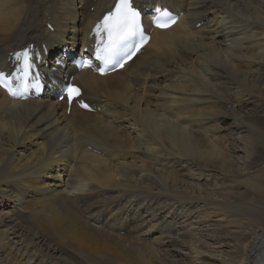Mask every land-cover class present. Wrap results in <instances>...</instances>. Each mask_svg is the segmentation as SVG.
<instances>
[{
  "label": "bare ground",
  "instance_id": "obj_1",
  "mask_svg": "<svg viewBox=\"0 0 264 264\" xmlns=\"http://www.w3.org/2000/svg\"><path fill=\"white\" fill-rule=\"evenodd\" d=\"M133 1L180 17L102 76L73 60L116 0H0V68L32 42L56 87L0 88V264H264V0Z\"/></svg>",
  "mask_w": 264,
  "mask_h": 264
},
{
  "label": "snow or ice",
  "instance_id": "obj_2",
  "mask_svg": "<svg viewBox=\"0 0 264 264\" xmlns=\"http://www.w3.org/2000/svg\"><path fill=\"white\" fill-rule=\"evenodd\" d=\"M155 13L152 21L155 26L167 28L175 23V18L167 9L157 8ZM94 31L100 37L97 57L106 65L112 63L114 58L129 44L138 48L148 39L141 20V10L134 6L133 0H117L115 8L103 16L102 20L96 24ZM12 55L18 67L11 75L0 72V87H4L14 97L24 96L29 88L39 87L38 78L33 72V53L29 48H24ZM85 65L91 66L89 61H84L81 67ZM99 71L103 73L104 69L101 68ZM64 91L69 104L81 95V89L71 83L66 85ZM81 103L83 107H88L87 104Z\"/></svg>",
  "mask_w": 264,
  "mask_h": 264
},
{
  "label": "rangeland",
  "instance_id": "obj_3",
  "mask_svg": "<svg viewBox=\"0 0 264 264\" xmlns=\"http://www.w3.org/2000/svg\"><path fill=\"white\" fill-rule=\"evenodd\" d=\"M194 216H197V221H201L203 219V216H201L200 214L198 213H195ZM199 219V220H198ZM193 226L195 227H198V228H202V224L198 225L197 223L195 224H192ZM200 226V227H199ZM222 243H219L218 245H221Z\"/></svg>",
  "mask_w": 264,
  "mask_h": 264
}]
</instances>
